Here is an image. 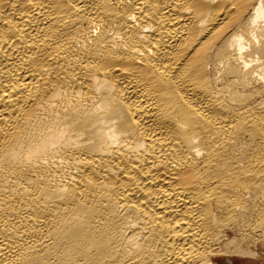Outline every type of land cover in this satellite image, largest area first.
Returning <instances> with one entry per match:
<instances>
[{
	"label": "bare ground",
	"instance_id": "6f19581e",
	"mask_svg": "<svg viewBox=\"0 0 264 264\" xmlns=\"http://www.w3.org/2000/svg\"><path fill=\"white\" fill-rule=\"evenodd\" d=\"M263 250L264 0H0V264Z\"/></svg>",
	"mask_w": 264,
	"mask_h": 264
},
{
	"label": "rangeland",
	"instance_id": "374dc122",
	"mask_svg": "<svg viewBox=\"0 0 264 264\" xmlns=\"http://www.w3.org/2000/svg\"><path fill=\"white\" fill-rule=\"evenodd\" d=\"M259 256L262 258L260 261L256 262L254 260L246 259V262H244V264H264V250L259 251ZM223 263L224 264H243L241 261H237V259H232V261H230L228 257H224Z\"/></svg>",
	"mask_w": 264,
	"mask_h": 264
}]
</instances>
